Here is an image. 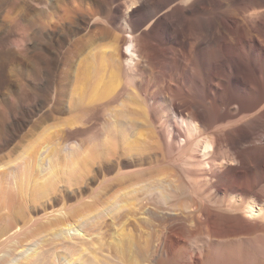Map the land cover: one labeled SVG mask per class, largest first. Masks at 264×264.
Instances as JSON below:
<instances>
[{"label":"bare ground","instance_id":"6f19581e","mask_svg":"<svg viewBox=\"0 0 264 264\" xmlns=\"http://www.w3.org/2000/svg\"><path fill=\"white\" fill-rule=\"evenodd\" d=\"M17 61L46 110L0 107V154L51 124L0 156V264L50 232L22 264H264V0H0ZM32 202L58 215L24 233Z\"/></svg>","mask_w":264,"mask_h":264},{"label":"rangeland","instance_id":"374dc122","mask_svg":"<svg viewBox=\"0 0 264 264\" xmlns=\"http://www.w3.org/2000/svg\"><path fill=\"white\" fill-rule=\"evenodd\" d=\"M37 49H36L37 50L36 54L40 58H43V56L45 58H48V56L51 58V56L49 54H45L46 52H44V50L41 51L42 47H38ZM40 51L42 53H38ZM52 57H53V55H52ZM37 62L38 63L36 65L35 64L32 65L34 68L36 67V70L38 72L40 71L38 79L35 80L34 82H32V79L34 78L33 76H30L29 77L30 80H27V76L22 72V67H21V65H20V63L18 61L14 62L13 64H10L9 67H7L5 70H0V107H3V109H4V112L6 114L5 115V119L9 120L11 118L10 113H9L11 108L14 110V112H16V113L19 112L18 110H19V106L21 104H26L29 108H31L32 110H34L36 112L35 114H36L37 117L35 116L33 118V121H37L39 119V117L43 114V112L46 110V107H44V106L41 107V105H39V102H38L39 101L38 100V95L41 94V93L43 94V92L45 90L44 85H42L43 84L42 81H43L44 76H45V73L43 71L44 70L43 68L45 67V65L42 64L41 61H37ZM37 92H38V94H37ZM62 118L64 119L65 117L63 116ZM50 124H51L50 122L46 123L44 129H37V130H39L38 131V135L42 134L44 132V130L47 129L46 127L47 126L49 127ZM37 130H35V132ZM28 131H30V126L25 128L20 133L19 138L15 137V139L12 141L11 145L4 151V153L0 154V156L1 155L3 156L5 154L8 155V156L12 155V154H10V155L7 154V152L11 153L13 149L17 148L18 144H21V142H23V141H21V137L22 136H24L22 138H25L24 142L26 140L25 143L24 142L22 143L23 144V145H21L22 148L24 147V145L26 146L25 148H28L27 144H30L31 141H32L31 142L32 144L33 143L34 144L37 143V144L34 145L35 147H37V146L40 147L42 144L45 143L43 141L45 139L40 138V136H38L36 134L37 132L34 133L36 135L35 136L33 133L28 132ZM29 133H30V135L31 134L32 135L30 136ZM41 136H43V135H41ZM38 138H40L39 140H41V139L42 140L39 141ZM36 140H38L39 142H37ZM25 148H23V149L25 150ZM30 148H29V150H30ZM32 148H34V147H32ZM13 157H11V159ZM96 190H98L97 185L95 186V191ZM74 192H72V193H74L75 195L73 194L72 198L68 201V206H70L73 209H79L83 205L82 206V208H83L84 205L86 204V202L88 201L89 197H90L89 192H86V189L84 187L76 188V189H74ZM76 193H78V196L76 195ZM18 209L13 211V215H14L13 217H15V218H14V220L12 219L10 222L12 224L15 223L14 224L15 227H19V228H21L23 230L25 229L24 233H27L29 231V229L32 226H34V225L30 226L29 221L30 222L31 221L32 222L35 221L34 224L40 225V224H43V223H47L49 220H54L56 218V216L58 215L57 213H54V212H52L53 215H51V212L46 210L45 207L39 202H37V203L36 202H34V203L32 202V204L29 205V206L21 207V209L19 210L20 212L18 211ZM89 219L90 220L92 219V220L90 221ZM89 219L87 217L86 219H84V221L82 220V222L80 221V222H78L76 224L77 227L74 230L71 231V234H69L70 235V237H69L70 242H72L73 240H74L73 242H77V240L80 239L79 237H81L79 234L82 235V234H84L85 231L86 232L89 231L88 229H91L92 225L97 223V219L96 218L94 219L93 217H90ZM19 222H20V224H19ZM81 229H83V230H81ZM79 231H81V232H79ZM100 238L101 237H99V236L98 237L94 236L93 240H94L96 245L99 242L107 243V242H111L112 241V239L110 237H107V238L102 237L101 240H100ZM58 239L59 238L57 236H55L52 232H50L49 234H44L43 237H41V238L39 237V238H36L34 240L30 239L29 241L24 242L23 246L18 248V249L10 247V248H8L6 250V254H2V255H4L5 258H10L11 260L13 259L14 261L16 259L19 260V261H15V264H22L25 261L26 257L28 258V256L33 255L35 252L41 251L43 247L46 248V249L47 248L48 249L54 248L55 244L57 245L59 243V241H60ZM104 255L108 256L107 255V251L104 253ZM54 257H56V255ZM10 259H8L9 263H10ZM13 260L11 262H14ZM48 262H47L48 264H67V261H62L58 257L54 258V259L51 258V260H49ZM68 264H70V263H68Z\"/></svg>","mask_w":264,"mask_h":264}]
</instances>
